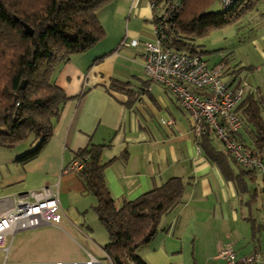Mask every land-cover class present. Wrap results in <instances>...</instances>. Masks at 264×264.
<instances>
[{
	"label": "crops",
	"instance_id": "1",
	"mask_svg": "<svg viewBox=\"0 0 264 264\" xmlns=\"http://www.w3.org/2000/svg\"><path fill=\"white\" fill-rule=\"evenodd\" d=\"M97 15L105 29L104 38L71 55L56 73L55 81L69 99L41 153L20 163L15 158L24 149L0 146V199L53 187L59 194L60 222L64 226L18 231L25 236V245L31 244L37 251L30 254L15 249L13 262L87 264L94 260V264H103V257L110 260L104 248L110 240L108 231V236H102L99 229L97 236L92 228L90 237L81 219L65 208L70 209L75 188L88 191L93 206L97 202L79 173L65 170L75 153L92 143L105 145L101 154L107 164L104 177L117 207L171 177L185 183L181 201L162 216L157 233L139 248L150 264H226L219 251L229 243L237 260L255 252L264 254L263 172L231 160L222 169L212 161L197 143L189 112L165 84L155 82L144 70L142 42L157 40L151 0H115ZM133 38L140 44H123ZM245 43L248 49L242 45L241 52L246 51V55L240 63L233 64L226 52H219L220 57L217 53L210 55L211 64L207 65L224 63L225 80L232 85L242 79L246 90L263 100L264 117V17ZM114 80L123 82L124 89H112ZM250 131L247 127L241 130L248 144H252ZM214 136L213 144L225 151L224 144ZM56 235L64 237L69 246L75 245L85 256L84 262L70 247L59 251L61 244L52 239ZM77 240H84L88 249L83 250ZM253 264H264V260Z\"/></svg>",
	"mask_w": 264,
	"mask_h": 264
},
{
	"label": "trees",
	"instance_id": "2",
	"mask_svg": "<svg viewBox=\"0 0 264 264\" xmlns=\"http://www.w3.org/2000/svg\"><path fill=\"white\" fill-rule=\"evenodd\" d=\"M113 1L0 0V146L11 149L31 135L37 140L36 146L17 155L16 161L26 163L36 158L47 144L63 104L69 99L57 85L56 73L71 55L104 38L105 29L97 12ZM210 1L151 0L155 5L153 23L157 39L174 51L203 56L199 37L210 36L214 29L238 22L262 0H237L220 12L205 9ZM25 25L33 30L32 34L27 33ZM228 84L244 88L236 112L243 127L251 130L252 144L246 143L241 135L243 127L234 137L246 147L258 150L264 160L263 100L248 92L242 79L236 85ZM124 86L117 80L111 84L116 90ZM213 136L207 129L196 135L199 147L208 157L222 169H226L230 160L241 166L225 146L222 151L213 144ZM104 146L92 143L79 149L74 159L83 162L77 172L96 197L93 208L108 231L110 240L105 251L112 264H150L140 255L139 248L157 233L162 216L181 201L185 183L179 177H171L117 207L105 182L107 164L101 160Z\"/></svg>",
	"mask_w": 264,
	"mask_h": 264
},
{
	"label": "built area",
	"instance_id": "3",
	"mask_svg": "<svg viewBox=\"0 0 264 264\" xmlns=\"http://www.w3.org/2000/svg\"><path fill=\"white\" fill-rule=\"evenodd\" d=\"M227 9L237 0H218ZM154 7V3L151 2ZM155 33L157 28L154 25ZM123 44L137 46V39L124 40ZM146 52L144 70L155 82L165 84L177 97L192 119L193 130L200 135L205 129L214 134L234 157L238 164L257 168L264 174V160L258 150L246 147L234 135L243 127L236 108L243 98L244 88L229 86L222 75L223 63L209 67L200 54L180 53L163 46L162 42L144 41ZM163 123H166L162 120ZM83 162L73 159L66 171H79ZM60 201L56 189L43 186L39 189L19 192L0 199V246L7 236L12 239L18 231L44 225H57L61 219ZM6 253L9 247H5ZM226 264L242 261L247 264L264 260V254L255 252L242 260L236 259L234 247L229 243L219 251ZM94 260L87 264H94ZM57 264H62L58 262Z\"/></svg>",
	"mask_w": 264,
	"mask_h": 264
},
{
	"label": "rangeland",
	"instance_id": "4",
	"mask_svg": "<svg viewBox=\"0 0 264 264\" xmlns=\"http://www.w3.org/2000/svg\"><path fill=\"white\" fill-rule=\"evenodd\" d=\"M222 5L218 0H211L205 9L207 11L220 12L222 11ZM256 13V14H255ZM255 14V15H254ZM264 17V0L259 1L254 8L247 14H244L238 22L227 23L221 27V29H214L210 36H201L198 38V44L200 45V49L203 51L206 62L211 64V56L212 54L219 52H226V57L234 63L241 61L243 55H246L241 52L242 45H245L246 41L250 40L254 32L256 31L257 23L262 20ZM248 49V45L244 46ZM220 57V55H219ZM37 140H35V136L31 135L22 143L16 145L11 148L12 150H16V148H22L23 151H27L28 149H33L36 146ZM32 143V144H31ZM22 152V153H24ZM21 153V154H22ZM75 192L72 193L70 199V209L69 206H66V211H70V214L74 215L76 218L81 219V223H83V228L86 230L91 237L92 228L95 229V234L97 236L100 235V230H102V236H108L106 229H104L103 225L98 220L96 216V212L93 208V204L89 202V193L81 188H75ZM93 198V197H92ZM94 200V199H93ZM95 204V202H93ZM86 221V222H85ZM57 225L64 227L62 222H58ZM64 229V228H63ZM53 240H57L58 244H61L59 251H61V247H67L69 250H73L75 253V257L77 259H81L82 263L84 262L85 256L81 253L78 248L74 245L69 246L68 242L61 235H56V237H52ZM76 241V240H75ZM21 243V244H20ZM26 240L23 233H17L16 236L12 239V236L9 235L6 238V242L3 246H0V264H16L13 262V253L15 249L18 251H25L26 253H34L36 252L37 247H33L31 244L25 245ZM77 243L84 250L86 246L83 245L84 240H77ZM22 245V246H20ZM5 247H9V251L6 253L4 250ZM11 247V248H10ZM88 249V248H86ZM85 249V250H86ZM103 264H110V260L103 257Z\"/></svg>",
	"mask_w": 264,
	"mask_h": 264
},
{
	"label": "water",
	"instance_id": "5",
	"mask_svg": "<svg viewBox=\"0 0 264 264\" xmlns=\"http://www.w3.org/2000/svg\"><path fill=\"white\" fill-rule=\"evenodd\" d=\"M25 28L27 33L32 34L33 30L28 25H25ZM41 264H45V263H41ZM70 264H76V263H70Z\"/></svg>",
	"mask_w": 264,
	"mask_h": 264
}]
</instances>
